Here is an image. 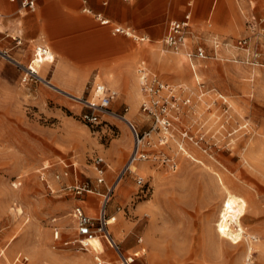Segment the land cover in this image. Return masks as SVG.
<instances>
[{"label": "rangeland", "instance_id": "rangeland-1", "mask_svg": "<svg viewBox=\"0 0 264 264\" xmlns=\"http://www.w3.org/2000/svg\"><path fill=\"white\" fill-rule=\"evenodd\" d=\"M3 1L0 10L17 18L19 29L0 34L11 56L0 54V264H77L78 257L97 264L93 242L85 241L88 250L75 242L73 211L82 206L97 222L109 189L108 227L133 264H151L152 253L156 264H264V0H120L125 11L111 26L96 10H83L103 0H37L25 16L18 2ZM189 2L193 32L185 47L169 49L163 44L169 23L184 16ZM118 23L149 39L115 34ZM243 37L250 51L238 45ZM105 39L115 45H103ZM198 45L207 58L188 56ZM178 52L184 55L174 58ZM143 59L175 87L176 108L167 142L160 144L164 134L154 129L142 140L140 170L127 169L117 184L134 147L124 117L132 114L141 135L153 126L140 111L144 96L134 79ZM24 67L61 89L24 81ZM108 88L118 93L110 110L122 116L96 111L97 123L85 121L82 115L94 110L85 101L99 103ZM97 156L106 162L101 184ZM219 177L248 203L242 218L248 234L238 245L214 231L226 193ZM80 182L93 192L70 188ZM119 261L116 254L112 262Z\"/></svg>", "mask_w": 264, "mask_h": 264}, {"label": "built area", "instance_id": "built-area-1", "mask_svg": "<svg viewBox=\"0 0 264 264\" xmlns=\"http://www.w3.org/2000/svg\"><path fill=\"white\" fill-rule=\"evenodd\" d=\"M10 1L15 2L17 0H10ZM37 4H38L37 0H19V5L21 10L24 9L27 12L35 11L37 8ZM189 6L192 7L191 2L189 3ZM1 16H3L2 13H0V17ZM96 16L101 21L102 24H108L109 20L105 19L102 16V14H97ZM259 23L264 25V18H260ZM113 31L115 34H124L126 36L135 38L134 30H132L129 27L116 26L114 27ZM192 32H193L192 10L189 9L185 13L182 19H175L169 23L168 31L165 37L163 38V44L167 48L177 51L186 46L187 39L189 35L192 34ZM259 34L262 35V39L264 41V27L261 28ZM145 39L146 38L144 36H139L140 41H144ZM15 41H16V46H21L23 44L21 37L15 38ZM238 45L245 47V49L250 51V38L243 37L239 39ZM218 47H219V42H216V48ZM0 54H3L5 56H10L7 50H3L2 48L0 49ZM36 56L38 57V59L40 58V49L39 51H37ZM188 56L197 57L201 59H205L208 57L206 49L203 47V45H198L194 50L188 51ZM251 56L255 59L257 64L262 63L260 62L261 54L259 51L252 50ZM138 75L140 78L141 92L144 96V99L142 100V103L140 105V111L144 116L152 119L153 126L151 130L146 131L141 135L137 129V126L133 122L129 121V126L133 131V135H134V147H133V152L130 156L131 161H133L136 158V154L139 150L141 141L146 137L150 136L151 133L154 131V129H158L162 131L164 134L162 139L160 140V144H164L167 142L168 137L166 134L169 133V130L172 125L171 111L174 108H176V102H175L176 90L173 85L161 81L158 78L157 74L153 73L144 62L140 63L138 67ZM28 79H41V78L38 75L37 71L32 68L30 70H26L25 76L23 78L24 81H28ZM163 93L165 95H162ZM101 94L102 96L100 98V102L98 105L85 101L87 103V106L94 109L93 111L85 112L82 115V118L85 121L90 123H97L99 121V113L110 112V114L112 115L122 116L117 114L113 110H110V105L113 102V100L117 97L118 93L113 89L108 88L107 90H104V92ZM127 110L128 109H126V111ZM96 111H99V113H96ZM143 154L144 153H142V149H141L140 158L144 157ZM93 162L96 166L97 171L99 172L97 182L101 184L105 181V177H104V169L106 165L105 159L101 156H97L94 158ZM173 167H175V165H173ZM125 172L126 171L124 172L121 171L119 176H122ZM68 175L69 172L65 171L63 175L57 174L56 178L60 179L61 176H68ZM70 188H74V190L78 195L82 193L93 192V189L86 182H80ZM110 191L111 189H109L108 192L104 194V199L101 205L100 215L97 218V222L95 221L96 219L91 217L82 206H76L74 208L73 215L77 220V231H78V235L80 236V238L76 239L75 242L80 244L81 248L87 249L88 244L85 242V240L92 238L96 235L103 236L107 240L108 244L113 249V251L119 256L120 261L106 262L104 259H102V253H100V254H96L95 256V261L97 264H133L134 258L123 254L120 244L116 241V239L114 238L108 227L109 214H108L107 206L110 199L109 196ZM61 234L62 232L60 231V228L55 227L54 236H53L54 241L60 240Z\"/></svg>", "mask_w": 264, "mask_h": 264}, {"label": "bare ground", "instance_id": "bare-ground-1", "mask_svg": "<svg viewBox=\"0 0 264 264\" xmlns=\"http://www.w3.org/2000/svg\"><path fill=\"white\" fill-rule=\"evenodd\" d=\"M85 10L89 11V9L87 7L84 8V11ZM3 16H4V14H3ZM3 16H1V17H3ZM133 39L139 40V36H137L135 34V38H133ZM182 55H184V54H181L180 52H178V54L175 55L174 58H176L178 56H182ZM7 57L11 58V56H7ZM47 61H51V56L50 55H47ZM19 63H21V62H19ZM24 68H26L27 70H30L27 67H24ZM187 68L192 70L193 67L191 68V67L187 66ZM34 70H36V69H34ZM184 71H186V65L184 66L183 72ZM39 76H40V78L43 81H46L51 86H53V87H55L57 89H61L53 81H47L44 78V76H42V75H39ZM193 77L194 78H198V74L196 73V71L193 72ZM134 79H135V82L137 81V83L140 81L139 76H137L136 74L134 75ZM104 90L102 92H100L99 94L103 93ZM136 97L139 98L140 97V93H137ZM87 102H90V101H87ZM91 103H93V102H91ZM93 104L98 105L99 103H97V104L93 103ZM108 113H110V112H108ZM131 115L132 114H128L124 118L128 123H129V121H131V118H132ZM141 145H142V141H141V144L139 146V150H138V152L136 154V158L133 161H131V159L129 160V163H127L125 169L122 170L123 172L127 171V169H130L131 172H137V171L140 170L137 162L140 159ZM121 178H122V176H120V178H118L117 184L120 183ZM219 184H221V186L226 190V193H225L224 199H223V201L221 203V209H220L219 214H218V219L216 220L215 225H214V231L217 234V236L219 238H221V240L226 238V239H229L233 244L238 245V244H240L242 242V240L244 238V234H248V233H245V230H244V228L242 226V218L246 214L248 203H247V200L244 197L239 196V195L231 192L230 190H228V188H226V184H225L224 180L221 177H219ZM249 236H251V235H249ZM98 237H99L100 240H102V238H103V236L96 235V236H94L92 238H89V239H87L85 241L93 242L94 252L96 254L102 253V257H103L105 254H107V249H106V252L100 250L101 244L99 242L100 240L99 239L97 240ZM252 247H253V244H251V242H249V246L247 247V256H250L251 251H252ZM126 256H129V255H126ZM81 259L82 258L78 257V258L74 259L73 261L75 263H77V264L78 263L82 264L79 261ZM82 260H83V262H87V263L92 262V260H90L89 258L82 259ZM149 260H150L151 264H156L157 255L155 253L150 254Z\"/></svg>", "mask_w": 264, "mask_h": 264}, {"label": "crops", "instance_id": "crops-1", "mask_svg": "<svg viewBox=\"0 0 264 264\" xmlns=\"http://www.w3.org/2000/svg\"><path fill=\"white\" fill-rule=\"evenodd\" d=\"M87 1V0H86ZM85 1V2H86ZM95 1H97V0H94V2ZM123 1H125V0H123ZM127 1H129V0H127ZM9 2H11L10 0H9ZM15 2H18L19 3V0H17V1H15ZM62 2H64L65 4H70L71 2H74V0H70V1H68V0H65V1H63L62 0ZM70 2V3H69ZM11 3H14V2H11ZM190 3V2H189ZM188 3V4H189ZM102 5L103 6H99V5H95L94 3L93 4H90L89 3V8H90V11H92L93 9L94 10H96V15L97 14H102V16L105 18V19H108L109 20V22H108V24H102V25H106V26H111V23H112V19H113V17L115 16V15H119V14H123V12L125 11V9H124V6H123V4L121 3V1L120 0H103L102 1ZM92 7V8H91ZM4 8H6V5H5V1H3V0H0V9L1 10H5ZM88 8V9H89ZM189 9H191L192 10V15H193V8L192 7H189L188 8V10ZM0 10V13H2V11ZM83 10H84V8H83ZM187 10V11H188ZM187 11H185V13L187 12ZM28 12L27 11H25V13H23V15L22 16H25L26 14H27ZM185 13H184V15H185ZM4 14V16L3 17H0V34L1 33H3V32H5V31H18V29H19V24H18V22H17V18H7V17H5L6 15V12H4L3 13ZM184 17V16H183ZM182 17V18H183ZM182 18H179V19H182ZM98 19V18H97ZM173 20H175V19H173ZM172 21V20H171ZM170 21V22H171ZM117 26H122V27H129V28H131L130 26H124V25H122L121 23H118L117 24ZM116 27V26H115ZM114 28V27H113ZM124 35V34H123ZM141 36H144L146 39H149V37L148 36H146V35H141ZM129 37V36H128ZM145 39V40H146ZM144 40V41H145ZM103 45L105 44V45H107V46H114L115 45V43L113 42V40H106L105 39V41L102 43ZM102 45V46H103ZM162 59H168V58H166V57H162ZM174 59V58H173ZM142 62H144L145 64L147 63V61L145 60V59H143V60H141L140 61V63H142ZM139 63V64H140ZM147 65V64H146ZM56 72V71H55ZM39 74V73H38ZM52 81V80H51ZM126 117V116H125ZM124 117V118H125ZM119 178H120V176H119ZM84 203H85V206H87V201H83ZM91 212H94L93 210H90ZM99 238V237H98ZM97 238V239H98ZM100 240V239H99ZM100 242V244H101V246H100V250L101 251H104V252H106V249H107V243L105 242V241H103V240H100L99 241ZM106 244V245H105ZM91 253V252H90ZM95 255H96V253L95 252H93ZM116 256V253L115 252H111L109 249H107V254H105V257L104 258H107V259H109L110 261H112L114 258H116L115 257Z\"/></svg>", "mask_w": 264, "mask_h": 264}]
</instances>
